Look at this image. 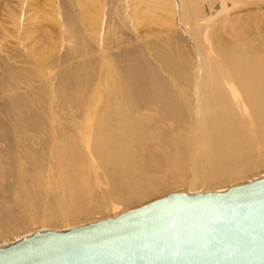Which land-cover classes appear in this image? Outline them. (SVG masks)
Masks as SVG:
<instances>
[{
    "label": "bare ground",
    "instance_id": "obj_1",
    "mask_svg": "<svg viewBox=\"0 0 264 264\" xmlns=\"http://www.w3.org/2000/svg\"><path fill=\"white\" fill-rule=\"evenodd\" d=\"M91 1L94 2V0H88V2ZM146 1L137 0L136 2L146 3ZM153 2L157 5L156 8L163 7L162 1L153 0ZM187 7L183 8L186 12L185 18L191 20L190 8ZM146 12L150 13L151 10H146ZM87 16L88 23L89 20L92 23L95 22L94 15ZM236 25L232 28L234 37L231 41L220 40L217 36L218 29H213L207 35L209 41L213 40L212 48L221 58V62L206 63L203 67L206 76L201 74L203 78L195 81L197 89L195 92L203 95L199 109L202 117H183V113H179L183 106L177 109L178 106L174 105L176 102L178 105L179 97V100L173 102L172 96L168 98L170 95L168 97L162 95V92L167 91V88L172 85V88L180 84L189 87L186 84L189 85L191 81L188 78L187 81V76L184 77L186 75V73L183 74L184 65L180 62L187 63V60H184L185 53H180L184 58L179 56L177 60L175 59L174 65L173 60L167 61V57H160L162 70L165 66L170 68L167 70L169 73L167 80L171 86L166 85L167 88L165 85L161 87L162 82L159 81L149 83L143 70L136 65L131 66L130 71L122 70V68H117L115 60L100 57L99 65L103 68V78L98 87L100 90L97 92L98 95L102 93L106 99V109L102 112V117H95L92 120L88 116L81 117V120H84L81 124L79 123L80 117H58L61 125L56 130V136L50 129L43 131L44 136L40 142H38L40 136L22 140V144L25 143L27 146L26 149L22 145L23 149L28 151L30 148V152L32 144L40 143L35 145H39V151L37 153L32 151L35 154L32 152L28 154L21 149L25 153L22 152L23 159L31 161L30 166L39 171V175L36 174L39 179L36 176L35 182L32 179L33 184H29V174L22 171L24 166L20 164L19 168L16 167L14 181H18L17 187L14 184V192L10 189L13 196L9 194L10 192L0 193L2 232L6 234L16 230L23 231L28 221L37 218L41 222L44 221V224L67 225L73 223L74 220L86 218L98 212V208H106L107 205H128L146 196V188L150 193H154L161 184L167 188L184 172L192 174L190 186L204 188L234 181L247 167L246 173H251L256 168L254 164L256 156L259 152H264V28H256L251 18L247 29L241 27V24L238 27ZM196 31L193 32L194 38L198 37ZM130 62L132 61L126 62L127 67ZM187 65L185 64V69ZM145 67L152 69L146 65ZM152 73H154L153 69ZM79 75V73L74 75L77 78L73 80L70 88L66 87L67 89L73 90V87L87 86V80L85 81V78L82 80ZM225 79L229 81L226 85L222 84ZM66 88L61 87V92L59 91L58 94L63 96V93L65 94L63 90ZM187 88L183 89L187 91ZM183 89L181 86V90ZM174 90L180 93V98L186 92L178 91L176 88ZM181 92H183L182 95ZM174 98L176 100V95H173ZM10 100L12 101L11 98ZM181 100L185 102L187 99L183 96ZM21 103L24 104V102ZM141 103H144L142 104L144 107L147 105L157 108L158 113L163 112L166 117H160L159 114V117H156L154 113L142 112V115L138 116ZM69 119L73 125L62 128V122H67L65 120ZM152 119L157 120L163 128L169 129L174 137L169 141L167 136L156 133L151 123ZM74 120H78V123ZM30 122L28 120V126L32 127L34 123ZM188 122H190L189 126ZM184 126H187L186 130H189L186 134L180 130ZM29 129L26 128V132ZM39 131L36 130L37 135ZM53 136L56 137L55 143L52 142ZM50 137L51 144L48 143ZM251 158H254L252 164L245 166L244 163ZM189 159H191L193 169L188 167ZM47 165L51 166L53 185L58 193L48 195L47 204L43 206L38 202L43 197L42 195L45 196V194H40V191ZM0 167L4 169L5 165L1 164ZM26 171L30 173L29 170ZM0 172L2 175L1 170ZM4 174L7 177V171ZM0 180L4 178L0 176ZM23 181L26 182L25 187L22 186ZM141 189L142 191L137 194ZM96 190L98 193H95ZM132 191L138 192L131 195ZM98 198H102L99 207L90 203ZM7 201H13V203L8 206ZM34 208L36 212H32Z\"/></svg>",
    "mask_w": 264,
    "mask_h": 264
},
{
    "label": "rangeland",
    "instance_id": "obj_2",
    "mask_svg": "<svg viewBox=\"0 0 264 264\" xmlns=\"http://www.w3.org/2000/svg\"><path fill=\"white\" fill-rule=\"evenodd\" d=\"M136 1L0 0V127L3 129L2 131L0 128L2 134L0 135L2 137L0 140V166L1 164L5 165L4 169L3 166L0 167L2 171L0 176L4 178V180H0V193L7 194L10 189L14 192L13 189L17 187L18 182L14 181V174L17 170L16 167L19 168L20 164L24 166V168L21 166V169L30 171L29 173L22 169L25 174H29V184L32 185L35 182L34 179H39V171L30 166L32 165L31 161H25L22 155L25 154L24 152L30 154L33 150L35 153L39 151L38 144L40 143L38 142L44 136L43 131L52 129L54 135H57L56 130L61 125L58 117H80V124L84 121L81 120V117L88 116L91 120L95 117H102V112L106 109V99L102 93L98 95L97 92L100 90L98 87H100L103 78V68L99 65L102 58L115 60L117 68H122V70L130 71V67L136 65L143 70V74L149 83L159 81L162 82L161 87H164V85H170L167 80L169 78L167 70L170 68L165 66V72L162 70L160 57H167V61L173 60L172 64L174 65L175 59L177 60L179 56L182 57L185 53L184 60H187L185 64H188L186 69L184 61H179L183 62L182 65H184L183 74L186 73L184 77L187 76L186 79L188 78L191 83L186 84L189 86L188 88L184 84L174 87L183 92L186 91L183 88H187L188 90L184 92L186 94L181 92V95L183 93L187 100L185 102L181 100L183 96L180 98V93L172 88L173 85L168 88L166 86L169 93L163 91L162 95H167L166 97L170 95L168 98L172 96L173 102L180 99L178 105L177 102L174 105L178 106L177 109H181L183 106V111L179 112L183 113V117H202L199 109L203 95H198V92H195L197 90L195 81L202 79L203 75L206 76L203 69L206 63L221 62V58L212 48L213 40L209 41L207 35L213 29H218L217 36L220 37V40L231 41L234 37L232 28L236 24H238L237 27L241 24V27L247 29L250 18L254 21L256 28H264V0L257 2L251 0H160L163 2L162 8H156L157 5L153 0H147L146 3H137ZM170 1L173 2L170 3ZM187 1L188 3H186ZM195 3H198L197 6ZM186 6L190 8L189 15L192 21L185 18L186 12L183 8ZM146 10H151V12L148 13ZM87 15H94L96 17L95 22L92 23L89 20V24ZM195 31L198 33L197 38H194ZM128 59L132 62L127 67ZM145 65L152 67L154 73H152L151 68L149 70ZM156 70L158 76L162 77H160L161 79L155 74ZM186 70L187 72H184ZM76 72L80 74L82 80L84 78L85 81L87 80V86L73 87V90L67 89L66 87L70 88L73 80H76L77 77L74 76L77 74ZM200 76L202 77L200 78ZM170 78L172 77L170 76ZM223 82L222 84L226 85L229 81L225 79ZM181 86L183 90H181ZM61 87L66 88L63 90L65 92L63 96L58 94L59 91L61 92ZM172 93L176 95V100L173 99ZM28 98L30 100H27ZM145 106H140L138 116H141L142 112L154 113L156 117H166L163 112L158 113L157 108ZM28 120L35 124H32L35 126L34 128L28 126ZM65 121L67 122H62V128L73 125V122L70 123V119ZM74 121L78 123V120ZM193 122L197 123V121ZM151 123L156 133L167 136L169 141L174 137V134L169 129L163 128L157 120L152 119ZM189 124L190 122H188V126ZM26 128H30L29 131L26 132ZM183 128L180 130L186 134L189 130H186L187 126ZM36 130H40L38 135ZM38 136L40 138L36 142L38 143L37 146H35L36 143L35 145L32 144L31 152L30 148L26 151L27 146L25 143L22 144V140ZM55 139L56 137L53 136V143H55ZM48 143L51 144V137L48 139ZM22 145L26 149H23ZM21 149L25 151L23 152ZM253 160L254 158H251L246 161L245 166L252 164ZM17 163L19 164L17 165ZM191 163V159H189L188 167L190 168L193 166ZM254 164L256 168L251 173H246L247 167L238 179L214 184L208 188L190 186L192 174L184 172L167 188L161 184L154 193H150L149 189L146 188L147 195L143 196L142 199L133 201L128 205L115 204L107 205L106 208L102 209L98 208V212L92 213L86 218L74 220L73 223L67 225L61 223L57 225L44 224V221L41 222L37 218L28 221L23 231L16 230L4 234L0 227V247L37 231L69 229L111 218L165 197L170 193L223 192L231 186L245 184L264 176V152L258 153ZM50 168V165L46 166L45 178L41 185L40 194H45V196L42 195L43 197L38 203L43 206L47 204V197L50 194L58 193V190L54 188L55 185H53ZM5 170L7 177L4 174ZM22 186L25 187L26 182ZM141 191L142 189L139 192L132 191L131 195H135V192L139 194ZM13 192L9 194L13 196ZM95 193H98V190ZM101 201L102 198H98L90 203L99 207ZM11 203L13 201H7L8 206ZM32 212H36L35 208Z\"/></svg>",
    "mask_w": 264,
    "mask_h": 264
},
{
    "label": "water",
    "instance_id": "obj_3",
    "mask_svg": "<svg viewBox=\"0 0 264 264\" xmlns=\"http://www.w3.org/2000/svg\"><path fill=\"white\" fill-rule=\"evenodd\" d=\"M0 264H264V176L34 232L1 246Z\"/></svg>",
    "mask_w": 264,
    "mask_h": 264
}]
</instances>
